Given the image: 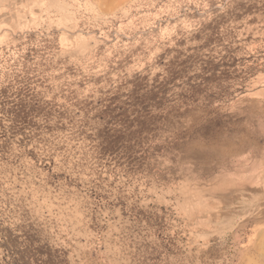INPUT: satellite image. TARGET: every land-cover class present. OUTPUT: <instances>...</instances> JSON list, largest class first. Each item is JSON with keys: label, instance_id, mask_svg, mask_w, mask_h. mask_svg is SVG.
<instances>
[{"label": "rangeland", "instance_id": "374dc122", "mask_svg": "<svg viewBox=\"0 0 264 264\" xmlns=\"http://www.w3.org/2000/svg\"><path fill=\"white\" fill-rule=\"evenodd\" d=\"M264 0H0V264H264Z\"/></svg>", "mask_w": 264, "mask_h": 264}, {"label": "bare ground", "instance_id": "6f19581e", "mask_svg": "<svg viewBox=\"0 0 264 264\" xmlns=\"http://www.w3.org/2000/svg\"><path fill=\"white\" fill-rule=\"evenodd\" d=\"M260 249L262 250V253L264 254V236L262 237V241L260 243Z\"/></svg>", "mask_w": 264, "mask_h": 264}]
</instances>
